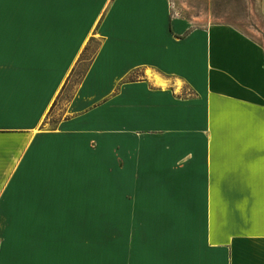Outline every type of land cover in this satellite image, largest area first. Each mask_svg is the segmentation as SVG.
Here are the masks:
<instances>
[{"label":"crops","instance_id":"crops-1","mask_svg":"<svg viewBox=\"0 0 264 264\" xmlns=\"http://www.w3.org/2000/svg\"><path fill=\"white\" fill-rule=\"evenodd\" d=\"M95 179L166 206L110 222ZM127 229L165 232L148 264H264V43L171 0H0V264H126Z\"/></svg>","mask_w":264,"mask_h":264},{"label":"rangeland","instance_id":"rangeland-1","mask_svg":"<svg viewBox=\"0 0 264 264\" xmlns=\"http://www.w3.org/2000/svg\"><path fill=\"white\" fill-rule=\"evenodd\" d=\"M171 3L175 16L190 19L195 25H230L251 33L264 43V21L259 18L258 0H171ZM96 47L97 43H93L90 51L83 57V62L75 71L71 83L61 99L60 109L64 108L74 94L88 69ZM184 94L188 95L191 92L185 87ZM165 190V183L147 182L140 184L128 181L103 183L95 179L93 205L95 210L101 209L104 206L111 208V210H119L120 214L110 215V222L123 223L128 228L135 222L142 221L149 223L151 220L150 215H135V207L142 206L144 210H148V208L154 205L166 206L164 197L161 199V196H165ZM180 191L181 184H174L173 192L179 194ZM140 192L142 193L141 197ZM151 196L153 199H151ZM97 217L95 215V219ZM164 233V231H135L127 229L125 231L127 243L126 264H134L137 261L148 264L150 258L153 256L150 243L151 235H154V239H152L154 243H160L164 242ZM156 235L158 236L156 237ZM128 251H130L129 254Z\"/></svg>","mask_w":264,"mask_h":264},{"label":"trees","instance_id":"trees-1","mask_svg":"<svg viewBox=\"0 0 264 264\" xmlns=\"http://www.w3.org/2000/svg\"><path fill=\"white\" fill-rule=\"evenodd\" d=\"M85 56V55H84Z\"/></svg>","mask_w":264,"mask_h":264}]
</instances>
